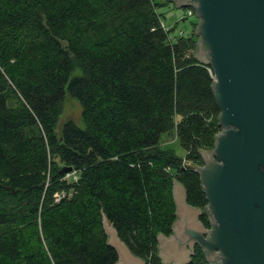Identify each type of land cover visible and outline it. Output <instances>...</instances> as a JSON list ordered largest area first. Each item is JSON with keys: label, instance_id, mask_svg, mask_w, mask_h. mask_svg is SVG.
Instances as JSON below:
<instances>
[{"label": "trees", "instance_id": "1", "mask_svg": "<svg viewBox=\"0 0 264 264\" xmlns=\"http://www.w3.org/2000/svg\"><path fill=\"white\" fill-rule=\"evenodd\" d=\"M169 5L0 0V264H116L103 218L135 256L162 264L174 182L205 210L197 170L222 130L215 74L195 56L194 9L173 35L159 12ZM66 91L84 127L67 120L57 133ZM189 264L210 263L196 247Z\"/></svg>", "mask_w": 264, "mask_h": 264}, {"label": "water", "instance_id": "2", "mask_svg": "<svg viewBox=\"0 0 264 264\" xmlns=\"http://www.w3.org/2000/svg\"><path fill=\"white\" fill-rule=\"evenodd\" d=\"M168 1L199 19L195 56L214 71L222 130L197 170L208 205L190 206L174 182L176 220L169 236H157L158 257L189 264L199 247L210 264H264V0ZM205 213L209 227L200 221ZM103 228L116 264H146L106 218Z\"/></svg>", "mask_w": 264, "mask_h": 264}, {"label": "rangeland", "instance_id": "3", "mask_svg": "<svg viewBox=\"0 0 264 264\" xmlns=\"http://www.w3.org/2000/svg\"><path fill=\"white\" fill-rule=\"evenodd\" d=\"M186 10L184 9H177L172 7V5L165 6L161 9H159V12L162 14L161 20L163 24L166 27H174L175 31L171 34H177L180 31L185 32V27H183V24L180 23V25L175 26L174 24L181 20L186 15ZM188 15V13H187ZM191 16V15H188ZM194 20V17H189V19L186 21L187 25L188 23ZM81 74V70L79 68L75 69L73 73L71 74V77L78 76ZM71 120L73 121L78 127L83 128L84 124L81 119V107L78 101L74 98H72L68 92H65L64 101L62 104L61 113L58 116L57 125H56V132H60L62 124L67 121ZM163 146L167 148H171L175 151L177 155H182L183 150L181 149L179 142L176 139H173V137H168L167 135H164L163 138Z\"/></svg>", "mask_w": 264, "mask_h": 264}, {"label": "built area", "instance_id": "4", "mask_svg": "<svg viewBox=\"0 0 264 264\" xmlns=\"http://www.w3.org/2000/svg\"><path fill=\"white\" fill-rule=\"evenodd\" d=\"M192 14V12L191 11H188V15H191Z\"/></svg>", "mask_w": 264, "mask_h": 264}, {"label": "flooded vegetation", "instance_id": "5", "mask_svg": "<svg viewBox=\"0 0 264 264\" xmlns=\"http://www.w3.org/2000/svg\"><path fill=\"white\" fill-rule=\"evenodd\" d=\"M196 248V247H195Z\"/></svg>", "mask_w": 264, "mask_h": 264}]
</instances>
